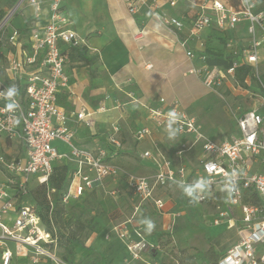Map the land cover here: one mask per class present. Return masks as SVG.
<instances>
[{
    "label": "built area",
    "instance_id": "2783aa9c",
    "mask_svg": "<svg viewBox=\"0 0 264 264\" xmlns=\"http://www.w3.org/2000/svg\"><path fill=\"white\" fill-rule=\"evenodd\" d=\"M24 1L40 12L39 0H19L17 7L0 23V137L9 142L19 141L24 148L23 158H8L0 153V167L6 174V183L0 184V246H5L3 243L7 241L15 244L14 252L6 247L1 251L0 264H11L13 257L26 258L27 264H41L44 260L50 264H71L57 257L55 239L40 228L36 208L23 203L30 180L46 184L56 164L74 167L62 199L64 204L92 190L117 196L116 188L105 191L106 181H123L137 199L132 215L114 223L103 234L106 241L114 237L122 243L130 262L142 261L143 253L148 250L155 253L160 248L145 239L143 228L136 226L135 218L141 216L146 207L152 208V219L166 214L165 202L156 197L155 192L175 185L188 189L196 203L214 206L212 225H224L226 230L236 233V239L221 255L218 264H264V174L258 170L259 164H264V116L260 111L251 109L239 114L235 132L214 142L176 101L166 102L161 98L157 108L141 104L154 128L173 127L184 140L173 154L179 160L177 166L153 144V151L139 154L143 161L151 164L153 173L150 176L129 173L111 163L121 149L118 123L111 125L104 145L87 149L74 142L76 126L81 124L93 129L97 117L110 110L105 104L108 96L96 108L82 107L72 113H66L57 103L58 94L69 84L67 58L62 51L67 47L89 48L85 39L70 27V20L61 9L63 0L50 1V18L45 25L35 23L27 33L16 28L10 30V20ZM121 1L129 15L136 16L143 8L147 9L161 26L178 33L188 23L189 35L179 40L178 45L188 60L199 59L202 63L189 73L201 77L208 88L220 87L225 75H232L233 68L222 74L216 67H208L205 56L193 49L191 42L198 40L206 28L224 32L244 25L248 46L237 63L258 64V51L264 44V10H258L253 0H239L237 8L227 7L220 0H196L198 11L190 19L153 10L148 0ZM169 5L175 7L176 0H171ZM141 36L140 30L133 39L138 41ZM198 45L201 49L202 44ZM2 73L7 74L8 79H4ZM262 88L261 106L264 108ZM125 96V104L140 105L133 92ZM120 106L116 101L113 107L119 109ZM151 136L152 129L148 126L138 127L133 132L137 142ZM53 142L65 144L67 152L59 153L58 147L52 146ZM197 149V164L185 165L184 155ZM253 199L256 203H252ZM10 215L12 225L7 226L3 219ZM164 230L170 233L171 224Z\"/></svg>",
    "mask_w": 264,
    "mask_h": 264
},
{
    "label": "rangeland",
    "instance_id": "374dc122",
    "mask_svg": "<svg viewBox=\"0 0 264 264\" xmlns=\"http://www.w3.org/2000/svg\"><path fill=\"white\" fill-rule=\"evenodd\" d=\"M180 1L173 8L175 9L174 13L183 14L187 19L192 18L198 11L197 1L184 0L182 4ZM221 1L228 5L238 4L236 0ZM255 2L261 6L264 0H255ZM15 7L16 5L6 9L7 14L12 12ZM30 8L32 7L27 1H24L12 16L13 21L22 14H28ZM103 12L106 20H109L107 11L104 9ZM122 15L126 17L125 19L131 18L123 10ZM20 18L23 19L22 16ZM149 26L152 27V30H149L147 39L150 44L158 41L159 46L153 51L145 52L143 58L140 59L144 67L143 73L146 71L153 74L150 78L143 75L144 78L142 76V79H147L154 84L156 97H167L168 101H176L185 113L196 117L209 139L219 142L221 139L228 138L235 129L239 114L251 109H262L257 84L248 79L245 88L238 85L232 75L224 74L225 79L221 82L220 87L213 89L206 87L201 77L189 73L191 69L202 66L199 59L188 60L175 42L168 41L171 36L166 28H158L154 23L149 24ZM77 27L82 30L87 38L104 36L101 28L94 30L80 25ZM201 35L203 43L201 51H197V54H202L205 49H212L222 53L223 56L238 60L242 57V51L247 45L246 39L243 36L240 37L238 31L221 32L213 27L207 34L201 33ZM154 36H159L157 41L153 39ZM253 67L255 78L264 87V59L261 58L259 63ZM135 86L136 83H134V86L131 85V87L136 88ZM125 128L124 134L127 136L123 134L125 136L123 142H125V147L133 151H130L131 153H126V151L121 153L119 151L117 156L111 159V163L122 167L129 173L150 176L153 170L136 153V143L130 134L134 130V125L127 122ZM167 133L166 136H162V132H155V142L172 149L177 141L176 134ZM52 146L58 147L59 153L67 152L66 145H63V143L53 142ZM10 147H13L12 144L6 145L2 150L3 153L7 154ZM198 157L199 154L189 155L187 161L190 165H195L198 162ZM3 174L0 171V182L6 180V175ZM111 183L109 181L105 182V191H110L114 187ZM38 186L36 180L31 179L28 190ZM116 191H118V196L98 192L92 196L90 201L79 200L72 204L66 203L63 205L65 212L70 216L69 219L64 216L67 220L62 226L63 231L80 239L84 243V248L92 251V253L86 255V253H83L84 248L78 249L74 256L75 264H174L177 257L185 259V262L192 258L196 263L203 264L205 261L203 254L209 247H214L221 253V248L236 239V233L232 230L225 231L224 225L219 227L212 225L213 213L215 212L212 204L204 207V204L194 202L187 206L183 190L169 185L166 188L156 190L155 195L168 201L172 205V209L179 214L171 224L170 233L164 230L161 219L154 220L148 215L137 216L135 224L143 228L145 239L150 244L159 245L160 248L155 253H151L149 250L143 253L141 255L142 261L130 262L122 243L114 237H111L110 241H106L102 234V231L110 223H120L129 218L132 215L133 206L138 203L123 181L120 182V186L116 188ZM25 201L29 205H34L29 195L25 197ZM7 243H9L10 248H13V244ZM56 255L62 257L64 255L63 249L59 248Z\"/></svg>",
    "mask_w": 264,
    "mask_h": 264
},
{
    "label": "crops",
    "instance_id": "0c3cea01",
    "mask_svg": "<svg viewBox=\"0 0 264 264\" xmlns=\"http://www.w3.org/2000/svg\"><path fill=\"white\" fill-rule=\"evenodd\" d=\"M50 1L51 0H39L40 3L39 13H37L35 9L32 7L29 9L30 12L28 14L20 15L22 16L23 19H21L20 16H18L14 21L12 20L8 28L10 30L15 28H23L26 25V21L28 19L32 20L30 24V28L35 23L45 25L50 18V10H49ZM170 1L171 0H162L161 3V0H148V3L153 10L157 9V11L164 12L167 15L184 16L183 14L180 15L174 13L175 9H173L174 7H171L169 5ZM178 1L179 0H176V5ZM237 1L239 3V0ZM253 1L255 2V0ZM180 3L181 4L184 3V0H181ZM255 7L256 8L259 7V5L256 2H255ZM61 9L63 13L69 18L70 27L85 39L89 47L87 50L88 55L90 58L94 59V62L90 66L83 65L80 62L66 63V70L69 76V84L66 88L62 89L58 94L57 103L61 108L65 110L66 113H72V112H77L82 107L87 109L96 108L105 99V97L108 96V100L105 101V104L110 109L106 114L97 117L95 127L93 129L86 128L81 124L76 126L75 138H74L75 144L79 147L87 148V149H93L97 146L104 145L107 142V134L111 130V125L118 123V125L120 126V132L118 135V139L121 144L120 152L124 153L126 151V153H131L130 151L133 150H129L127 147H125V142H123L124 141L123 137L127 136L124 134L126 129L125 126L127 122L132 123L134 125V130L138 127L148 126L152 129L151 139H146L141 142H137L133 137L134 130L131 131L130 133L132 135L134 142L136 143V148H135L137 150L136 153L140 154L145 150L153 151V144H156L157 147L165 155L172 158L173 162L177 166L179 160L176 157H174L173 154L174 151L178 148L180 141H183L184 138L178 136L176 130L173 127L165 126L161 129L154 128L153 123L147 119L146 110L141 106V104H143L145 106L147 105L153 108H157L160 106L159 100L161 98L164 99L166 102H172V100L168 101V99H166L167 97L166 98H163L161 96L156 97V94H154L155 92L153 87L154 84L147 79L145 80L142 79L143 75L148 76V78H150L153 74L152 72L150 73L146 71L143 73L144 67L142 65V62L140 61V59L143 58L145 52L153 51V49L159 46V43L157 41L159 36L153 37V39L157 41L155 43H152L154 45L150 44V42L147 39L149 30H152V27L149 26V24L154 23L158 28H165V27L161 26L154 19L152 13L144 8L142 9L139 15L136 16L129 15L131 18L125 19L126 17L122 15V10L125 13H127V10L125 4L121 0H63L61 3ZM104 9L107 11L109 20H106L105 18V13L103 12ZM10 25L13 26L11 27ZM78 25L84 27H90L94 30H96L97 28H101V32H103L104 36L103 37L92 36L90 38H87L82 32V30L79 27H77ZM211 29L212 28H206L202 33L207 34L208 31ZM140 30L142 31V36L138 41H135L133 39V35ZM166 30L168 31V34H170L171 36V38L168 39V41L170 40L171 43L175 42L179 50L182 53H184L183 50L179 47L178 41L188 37L190 31L189 24L188 23L186 24L185 29L181 33L175 32L174 30L168 28H166ZM233 31L235 32L238 31L240 37L243 36V38L246 39L247 45L246 46L244 45L245 46L244 49L247 48L248 38L246 35L245 26L240 25ZM201 36L202 35L200 34L198 40L194 39L191 42V46L193 47V49L195 48V51H200V48H198L199 47L198 44L203 43L201 40ZM258 57H259V61L261 60V58L264 59V44L259 48ZM2 76L4 79H8L7 74L5 73H2ZM134 83H136L135 86L136 88L131 87V85L134 86ZM129 92H133L135 94V97L139 100L140 105L125 104L127 103V98L125 94ZM259 94H260L259 98L261 100L263 97V88L261 91L259 90ZM116 101L121 103L119 109H114L113 107L116 105ZM259 111L260 114L264 116V108L260 109ZM194 118L197 120V122H199L196 117ZM235 130H236V126L235 129L230 133V135L233 134ZM202 131L207 137L206 133L204 132L203 126H202ZM155 132H162V136L168 134L167 132L176 134L177 141L174 148L170 149L164 145L162 146L160 143L155 142L156 141ZM123 134L125 136H123ZM207 138L209 139V137ZM10 144H12L13 147H10L8 153H13V154L7 153L8 154L7 156V154H4L2 150L6 145H10ZM58 144H62V143L58 142ZM0 153L6 155L8 158L11 157L17 159L23 158L24 148L19 141L9 142L6 141L3 137H0ZM193 154H199L198 149L193 152L185 154L184 157L182 158V162L185 165L192 167L193 165H190L188 163L187 158L189 155L191 156ZM263 158H264V154H263ZM148 164L151 166L150 163ZM258 170L264 174V164H259ZM1 172L4 173L3 171ZM5 183L6 180L0 182V184H5ZM111 184L114 186L111 189L113 190L115 188V183L112 182ZM171 186H175V185H171ZM162 199L165 202L166 214L154 220L161 219L164 224L162 226L165 229L166 226L173 224L174 219L179 214L177 211L172 209V205L168 201H166L164 198ZM23 203L29 205L25 201V198L23 199ZM186 205L190 206L187 203ZM205 205L206 204H204L203 206L205 207ZM145 210L148 217H150V214L153 211L152 208L146 207ZM174 214L176 216L173 219ZM12 217L13 216L10 215L9 217L4 218L3 222L7 226H11ZM116 223L117 222H115V224ZM113 224L114 223H110V227ZM225 231H229V230L225 229ZM7 242L13 244V248L12 247L10 248V246H8L9 243ZM7 242L3 243L5 246H0V255H1V251L5 247L11 250L12 252L15 251V244L12 241H7ZM23 261H25V263H23ZM18 263L27 264V259L23 257L22 258L13 257L11 264H18ZM41 264H50V263L44 260L41 262Z\"/></svg>",
    "mask_w": 264,
    "mask_h": 264
},
{
    "label": "trees",
    "instance_id": "16d2710c",
    "mask_svg": "<svg viewBox=\"0 0 264 264\" xmlns=\"http://www.w3.org/2000/svg\"><path fill=\"white\" fill-rule=\"evenodd\" d=\"M18 1L19 0H0V23L4 20L7 14L6 9L16 5ZM225 5L227 7L237 8L236 3L235 5ZM258 10H264V3L263 5L258 7ZM12 20H10V22H12ZM31 22L32 20L28 19L26 21V25L23 28L16 29H18L21 33H27L29 31ZM87 50V48L67 47L62 51V53L66 56L67 62L69 63L80 62L83 65L90 66L93 64L94 59L89 57ZM202 54L205 56V64L208 67H216L224 73L230 68H233L232 77L238 85L246 88L247 80L249 79L251 80V82L257 84L260 91L262 90L260 82L254 76L253 66L238 64L237 62L239 61L236 60V58L223 56L222 53L212 49H205L202 51ZM235 63H237V65L234 67ZM73 170L74 167L70 164H56L53 166L52 174L50 175L46 184H39L38 187L28 190V195L31 197L34 203V205L32 206L36 208L37 214L40 219V228L43 231L51 234V236L55 239L54 249L56 253L59 248L63 249L64 255L62 257L59 256V258L64 262H68L71 264H75V252H77V250L80 248H84V243L80 239L72 236L71 234H66L62 229L64 222H66V220L70 218L67 212H65L62 199L69 187L71 173ZM0 171H3L1 167ZM109 182L111 183V181ZM120 182L115 183V188L120 186ZM98 192L103 193L104 191L92 190L85 193L83 197L76 200H70L68 203L72 204L79 200L90 201L92 196ZM183 194L186 197L185 200L188 205L195 202V200L190 197L188 189H183ZM246 202L249 203V200H247ZM252 203H256V199H253ZM145 211L146 210L143 209L141 212L142 214L139 217L147 215ZM64 216L67 219H65ZM109 228L110 225L104 231H102V234H104L105 231H108ZM230 245L231 243L221 248V253H219L214 247H209L203 254V258L205 259L203 264H218L221 255L225 253ZM83 253H86V255H88L92 253V251H88L86 248H84ZM175 261H177L178 264H198L192 258H190L188 262H185V259L177 257Z\"/></svg>",
    "mask_w": 264,
    "mask_h": 264
},
{
    "label": "water",
    "instance_id": "95a60500",
    "mask_svg": "<svg viewBox=\"0 0 264 264\" xmlns=\"http://www.w3.org/2000/svg\"><path fill=\"white\" fill-rule=\"evenodd\" d=\"M19 2V1H18ZM18 3L16 4V7H17Z\"/></svg>",
    "mask_w": 264,
    "mask_h": 264
}]
</instances>
